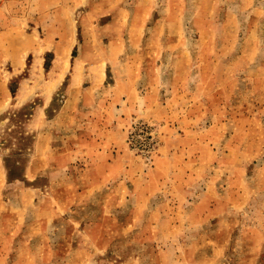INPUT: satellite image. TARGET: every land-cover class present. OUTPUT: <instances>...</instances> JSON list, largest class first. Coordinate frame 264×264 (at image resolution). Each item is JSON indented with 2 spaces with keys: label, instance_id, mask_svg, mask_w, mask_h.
<instances>
[{
  "label": "rangeland",
  "instance_id": "rangeland-1",
  "mask_svg": "<svg viewBox=\"0 0 264 264\" xmlns=\"http://www.w3.org/2000/svg\"><path fill=\"white\" fill-rule=\"evenodd\" d=\"M0 264H264V0H0Z\"/></svg>",
  "mask_w": 264,
  "mask_h": 264
}]
</instances>
